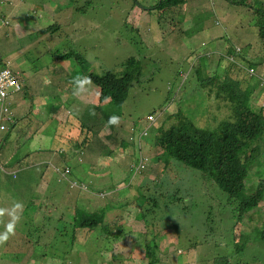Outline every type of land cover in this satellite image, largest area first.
<instances>
[{
	"label": "rangeland",
	"instance_id": "1",
	"mask_svg": "<svg viewBox=\"0 0 264 264\" xmlns=\"http://www.w3.org/2000/svg\"><path fill=\"white\" fill-rule=\"evenodd\" d=\"M34 1L33 5L30 0H0V69L10 60L11 70H18L21 81L27 85L26 93L16 95L9 105L17 120L20 117L15 110L27 107L24 123L29 125H18L16 120L15 124L8 121L11 133L7 136L11 137H7V144L3 147L12 159L8 167L17 171V178L11 183L17 189H24L23 198L18 200L21 211L28 208V215L23 219L36 220L38 225L52 224L58 216V212H55L63 209L61 219L72 221L74 207L94 212L105 208L99 207L101 200L105 199L113 206L102 219L103 224H108L115 215L121 213L116 207L127 204L128 209H123L126 211L134 207L132 202L141 182L147 184L156 177L160 187L153 182L148 187L160 188L166 202L151 213H144L146 223L154 230L158 232L164 228L163 234L166 235L157 248H160L159 256L165 253L167 258L170 256L165 264L178 263L179 254L184 264H264L262 229H255L257 226L263 227V221H254L240 233L239 228L242 227L238 230L235 227V216H238L236 199L229 197L210 177L206 176L205 181L200 170L175 159L166 162L162 155L164 150L154 139L158 133L154 129L157 116L160 123L165 117L181 111L183 114L178 115L180 119L184 117L202 127H215L225 116L234 118V113L227 114V109L232 108L229 103L207 104L206 95L211 99L216 97L210 86L202 83L209 70L206 71L203 64L199 74L195 65L202 62V58L205 60L208 52H212V58L222 59L218 69L224 70L228 60L216 53V49L227 51L237 46L242 47L243 51L236 56L238 65L234 67L242 65L249 68L256 57L255 53L264 56V42L259 37L257 24L259 13L256 10L262 7L264 0H185L172 7H158L151 13H142L138 6L150 8L159 0ZM239 1L247 2V5ZM2 18H6L9 24L2 22ZM19 20L21 27L18 29L15 22ZM72 50L77 55L60 57ZM131 56L142 60L145 76L142 84L134 85L130 90L124 104V114L129 122H122L115 129L114 138L108 140L110 155L99 157V144L94 141L92 147L86 145L84 150L73 145L68 150L65 143L70 138L77 140L84 136L80 127H59V141L41 137L43 131L38 129L44 122L40 121L49 120L45 136H53L57 127L56 121L49 117L52 104L58 106L65 103L73 122L75 111L80 106L84 117L94 119L100 113L88 107L91 103L100 102V88L88 79L75 91L79 101H74L72 109L68 108L75 99L67 90L73 78L67 75L68 83L62 85L57 76L59 59L61 64L68 67L65 70L70 72L69 69L79 68L78 62L85 58L89 64L85 66V71L90 74L91 71H118ZM167 87H170L168 92ZM260 88L257 87V90ZM164 90L163 93H156ZM43 99L45 105L41 119L34 125L36 120L31 104L35 103L36 107ZM203 102L207 111L200 119ZM257 108L258 104L252 105L251 111L257 113ZM152 113L157 115L154 120H146ZM125 118L122 117V120ZM205 119H208L207 123ZM133 123L131 142L129 128ZM18 126L22 127L19 129ZM96 131H99L98 127ZM7 132L2 131L1 134ZM109 132V129H102L101 137L104 138ZM256 142L260 154L248 165L249 179L253 174L264 179V136ZM61 149L66 152L61 154ZM139 152L142 154L139 155ZM132 164H135V170ZM251 165L255 166L254 171H251ZM68 166L72 171L64 183L56 170L67 167V171ZM181 168L193 173L186 175L190 176L189 180L182 178ZM177 178H180L182 189L180 184H174ZM259 184L257 180L253 188L256 189ZM5 190L16 191L15 188ZM128 196L131 198L126 200ZM32 197H39V201H34ZM27 198L32 199L35 206H27ZM180 199L189 204V212L177 207ZM45 204H48V208L43 213ZM3 210L0 223L9 219V211ZM47 210L51 212L47 213ZM254 212L264 216L259 207L254 208ZM173 220L179 223V232H172L168 228L174 223ZM127 221L128 228L135 224L130 219ZM54 223L60 225V221L54 220ZM136 224L141 228L146 227L141 222ZM68 226L66 223L65 227ZM113 231L115 229L110 232ZM141 232L144 233L143 230ZM37 236L40 235L36 230L30 231L27 239H33L28 254L20 255L22 260L16 256L14 264H62L61 256L70 249L75 252L68 254L66 264H143L147 260L141 238L132 254L128 248L122 247L121 241L106 240L101 225L76 232L75 244L71 246L68 243L66 250H56L58 245L55 248L35 245ZM242 244V247H238ZM150 247L155 248L154 245ZM3 261V255H0V264Z\"/></svg>",
	"mask_w": 264,
	"mask_h": 264
},
{
	"label": "trees",
	"instance_id": "2",
	"mask_svg": "<svg viewBox=\"0 0 264 264\" xmlns=\"http://www.w3.org/2000/svg\"><path fill=\"white\" fill-rule=\"evenodd\" d=\"M164 1L167 2L168 5H174V1L176 0ZM164 1H162L160 5L162 8H164L166 4H164ZM260 14L258 20L259 34L264 38V10H261ZM15 23L19 29L21 27V20ZM23 24L25 25V18ZM233 52L234 51H230V53ZM75 55H77V53H74L72 50L68 54H62L60 57L71 58ZM78 63L80 64H78L79 68L72 69L71 77L73 81L77 77L83 82L87 81L86 79H88V81L91 80L93 84L100 88V102L98 104L91 103L88 105L89 109H97L100 113H97L94 119H90V116L84 117L80 106V109L76 110L74 114L79 121L71 127H80L81 133L84 136H81L77 140L70 138L65 144L68 147L73 145L74 148L76 147L77 149L84 150L86 145H88L87 147H92L91 145L94 141L99 144L97 146L101 151L99 157H103V154L110 155L111 145L108 140L114 138V131L122 122H129L128 117L124 114V104L130 95V90L134 85L142 84L144 80L145 75L142 60L135 56H131L123 63L124 68L118 71L108 70L102 73L91 71L90 74L85 71V66H89L87 59L81 58ZM223 77L224 76L219 74L217 77L214 75L211 79H205V83L214 85L210 87V89L216 94V97L212 99L206 95L205 99L208 101L207 104L209 106L213 103L220 105L221 102H227L232 105L231 113H234V120H237L236 123L232 124L228 122L229 120L223 119L215 127L210 125L209 127H202L184 117L180 119L177 114L169 115L163 119L164 126L162 125L159 128L160 133L155 139L156 143L160 144L162 150H164L162 155H164L163 158L166 162L175 159L183 162L188 167L200 170L201 176L208 175L211 178L213 177L219 188L225 191L229 197L236 199L238 216H235V227L237 230L239 227H242V229L239 228V232L242 233L243 228L249 227L250 224L255 221V215H258L260 218L257 222H260L263 217V215L255 213L254 208L259 207L263 213L264 179H261L260 176H258V178L251 177L249 179L250 173L247 165L250 161V158L247 157V148H249L250 143L257 140L258 137L264 136V120L260 119L258 116H249L251 114L249 97L252 89L255 90L257 87H260L262 76L256 79H248L244 86L241 80L230 77L223 79ZM73 81L69 83L67 88L72 96L75 97L68 107L71 109L74 101H79V98L75 95L77 85L74 84ZM169 89L170 87H167V92ZM163 92H165V90L156 93ZM206 111L207 107L203 102V109L199 113L200 119L202 116H205ZM113 115L119 117L118 125L108 123L109 117ZM122 117L126 118L122 120ZM207 117L208 116H206V118ZM214 118L216 119V116H214ZM205 122L207 123L208 119H205ZM97 127L99 131H96ZM104 128L109 129L110 132L105 134L103 138L101 137V132ZM76 141H79V143ZM133 169L135 170V167H133ZM71 171L72 169L70 166H68L67 171L56 170V172L60 173V179L64 183L69 179L68 175ZM257 180L260 181V184L254 189L253 185L257 183ZM151 181L155 186L160 187L159 182L156 181V177L151 179ZM254 181L256 182L253 183ZM152 182L147 184L141 182L135 200L132 202V206L134 205V207L127 211L123 210L124 207L128 209L127 204H121L120 207H116L121 213L115 215L108 224H103L102 219L106 211L112 209L113 206L105 199L101 200L99 206H105V208L101 207L94 212L76 209V207H74L75 214L72 221L61 219L64 210L56 209L57 211L55 213L57 214L58 212V216L55 217L54 220L60 221L59 226L54 223V220L52 224L47 225H38L36 220L27 221L23 219V217L27 214L26 210L28 208L22 211L21 208L20 210L14 211L8 204L3 203L0 209L9 211L7 215L9 219L0 223V234H3L7 230L9 224L14 225V234H9V239L2 245L3 249L0 250V255H3L4 258L3 264H14L16 256H26L28 254L29 247L32 243L30 241L33 239V237L27 239L31 230H36L40 235L36 237L37 241H35V245L41 244L42 247L53 246L54 248L55 245H58L56 250H66L68 248V243H70L71 246L75 244L76 232H80L82 229H92L99 225H101V228L105 232L106 240L111 242L116 240L121 241L122 247L128 248V250L132 251V254L136 251L138 240L141 238L147 258L143 264H156L157 262L159 264H165L166 260L170 259V256L167 258L166 253L159 256L160 248H157L158 243H161L163 237L166 235L163 234L164 228L157 232L152 226L146 223L145 218L146 212L151 213L150 211L160 208V205L166 202L160 188L148 187ZM174 184H180L182 189L180 178H177ZM0 187V191L3 193L7 192L5 189L8 188V185L5 181L0 182ZM14 195L19 199L22 193H15ZM129 198L131 197L128 196L126 200ZM32 199L36 202L39 201V197H32ZM32 199H26V205L31 208L35 206V202ZM182 200L183 199H180L178 201L180 205L177 207H182L184 212L189 209L190 206L182 202ZM157 204L159 207H157ZM68 206L70 208V204ZM46 208H48V204L43 206V213ZM189 210H187V212H189ZM50 212L51 210H47V213ZM93 213L94 215H92ZM133 213H137L136 216H131ZM128 219H130L132 223L135 222V224L129 228L126 226V223L129 222L127 221ZM173 221L174 223L168 225V228L172 229V232H179V223L175 220ZM34 222L37 225H35ZM140 222L144 223L146 227L141 228L142 226L136 224ZM66 223L69 224L68 227H65ZM61 227L63 229H61ZM258 228L262 229L264 238V225L261 228L257 226L255 229L257 230ZM111 229H115V231L110 232ZM142 230L144 233L141 232ZM240 240L239 238V242ZM242 240H244V238ZM152 245H154L155 248L150 247ZM242 246L243 244L241 246L238 245V247ZM34 247L36 246H32V248ZM101 248L102 247H100V249ZM107 248H110V246H107ZM74 252L75 251H71L70 249L64 256H61L62 264H66L68 254ZM226 256L231 257L229 254H226ZM178 257L180 261L176 264H184L180 254ZM18 260L22 259L19 257Z\"/></svg>",
	"mask_w": 264,
	"mask_h": 264
},
{
	"label": "clouds",
	"instance_id": "3",
	"mask_svg": "<svg viewBox=\"0 0 264 264\" xmlns=\"http://www.w3.org/2000/svg\"><path fill=\"white\" fill-rule=\"evenodd\" d=\"M162 1H164V0H159L155 5L151 6L150 8L141 7V6H138V8L140 9V11L142 13H147V12L151 13L152 11H154L155 9L160 7ZM184 1L185 0H176V1H174V5H166L165 1H164V4H165V7L166 6L172 7V6H175V5H178V4H182V3H184ZM244 2L239 1V3L247 5V2H245V3ZM30 3H32L34 5L35 1L34 0H30ZM263 5H264V3H262V7H263ZM262 7L256 9V10H258L259 18H260V15H261L260 14L261 10H264ZM160 8L163 9L162 7H160ZM259 18H258V20H259ZM2 22H4L5 24H9V21L6 18H2ZM257 24H258V22H257ZM53 26H55V25H53ZM44 32H46V31L44 30ZM259 37L264 42V38L260 34H259ZM237 47H239V49ZM237 47H235L234 50H227V51H224L223 49H216V51H215L216 53L220 54L221 56H223L224 58H226L228 60V64L225 66L224 70H219L218 69V67L220 66V64L222 62V59L221 58H216V59L212 58V52H208L206 54L207 58L205 60L202 58L203 61L200 62L199 64L195 65V67H197V72L200 74V72L202 71V68H203V64H204L205 70L206 71L209 70L208 71L209 74L207 75L206 78H210L211 79L214 75L217 77L220 74L222 76H225L224 79L230 77V78H233V79H236V80H241L243 86L245 85V83H246V81L248 79H250V78H255L256 79V78L262 76V82L260 84V86H261L260 90H257V88L255 90L252 89V92L254 93V96H250L249 97V99H250L249 105H250V107H252V105L255 106L257 104V102L259 101V95H261V96L264 95V67H263L264 66V56L256 55V53H255L256 57H254V61L251 63L249 68H244L242 65L234 67V66L238 65V61L236 60V56L238 54L242 53V51H243L242 47H240V46H237ZM252 47H254V45H252ZM218 51H221V52H218ZM230 51H234V52L230 53ZM257 57H259V58H257ZM245 59H247V58H245ZM257 59H258V61L256 62ZM58 63H59V70L57 71V76L61 79V83L64 86L66 83H68L66 81V76L67 75L71 76L72 70L69 69L70 72H67L65 69L68 68V67L66 66V64L64 65V63L61 64L60 59H59ZM5 67H9L11 69L12 62L10 60H8L5 63V65L0 69V71L2 69H4ZM232 67H234V68H232ZM53 68H54V72L56 73L57 66H55ZM230 68H232V69L229 71ZM14 72L18 75L19 82L21 84V88L19 90H13V89L10 90V95L7 98V107H8L7 115L0 119V125L1 124L4 125L3 129L0 128V171H1L0 172V176H1L2 180H5V182L8 185V188H15L16 191L18 190L17 192L16 191L15 192H8L7 191L5 193L1 192V202L8 204V201L11 200V202L8 204V206H10L15 211V210H20V204H19L18 200H21L23 198L24 189H21V188L17 189V187H15L11 183L12 181H14L17 178V176H16L17 171L16 170H12L11 168L8 167V165L10 163H8V162L3 160L2 153H3V147L7 144L6 135L9 132V126H8L7 123H8V121H12L13 124L16 123L15 114H14L13 110L11 109V107L9 105L10 101L12 100L13 96L16 95V94L26 93L27 85L23 84V82L21 81L20 72L18 70H14ZM73 82H74V84L77 85L75 91L79 87H81L80 85L83 84V81L79 77L75 78ZM202 83L205 84V85H208L210 87L214 86L213 84L205 83V80ZM257 110H258L257 113H254L253 111H251V114L249 116H251V117H252V115L256 116V117L258 116L260 119L264 120L263 108L259 107V105H258ZM0 111H1V102H0ZM65 111L67 112V115L71 118V120L73 121L71 112H70V110L67 109L66 106H65ZM229 112L230 113L232 112V108L231 109H227V114ZM172 114H174V113H172ZM175 114L179 115V114H183V113L181 111H178V112H175ZM154 116H157V115L155 113H152L148 117H146V120H149V121L154 120ZM224 119L229 120L228 122L232 123V124L237 122V120H234V118H230L228 116H225ZM158 120L159 119H158V116H157V118L154 120L155 133L158 132L156 134V136H158V134L160 133L159 128L163 125V121L158 123ZM78 121H79V119L75 118L74 122L77 123ZM40 122H44V120H42ZM76 123H74V124H76ZM108 123L109 124L118 125L119 124V117H117L115 115L109 117ZM133 128H134V123L131 124L130 128H129L131 142H132V135H133V132H131V130ZM5 130H7L8 132L6 134H1V132L5 131ZM155 137H154V139H155ZM140 139H141V136H140ZM258 148H259V144L256 142V140L254 142L250 143L249 148H247L248 149L247 157L250 158V161L247 163V165L251 164L252 159L255 156L260 154V152H258ZM59 152L61 154H64L66 151L64 149H61ZM140 154H142V153L139 152V155ZM146 160H147V164H148L149 163V158H147ZM132 165H133L132 168L136 167L135 164H132ZM57 168H59V167H56V169ZM66 168L67 167H64L60 171L66 170ZM254 170H255V166L251 165V171H254ZM181 173H182V178L183 179H188V180H189L190 176H186V175L193 174L192 172H190V171H188V170H186L184 168H181ZM206 176H208V175L202 176L203 179H205V181L207 180ZM258 176L259 175H257V174H253L252 175L253 178H258ZM208 177H210V176H208ZM211 179L217 184V182L215 181V179L213 177ZM15 193H22L21 198H19V199L18 198H13V196H15L14 195ZM2 199H4V200H2ZM1 206H2V204H1ZM3 211H4L3 209H0V215H3ZM263 214H264V209H263ZM260 222H262L261 225L262 224L264 225V216L262 217V220ZM9 234H14V225L13 224H9L8 227H7V230L3 234H0V245H3L4 243L7 242V240L9 239Z\"/></svg>",
	"mask_w": 264,
	"mask_h": 264
},
{
	"label": "crops",
	"instance_id": "4",
	"mask_svg": "<svg viewBox=\"0 0 264 264\" xmlns=\"http://www.w3.org/2000/svg\"><path fill=\"white\" fill-rule=\"evenodd\" d=\"M242 2H244V1H242ZM16 95H18V94H16ZM16 95H14L13 98ZM250 96H254V93L251 92ZM43 100L44 101H42V103L39 104L38 106L36 105V107H35V103L34 104H31L32 105V112L34 113L35 120H36L34 122V125L36 124V122H38L41 119V114L43 113V107L45 105V99H43ZM257 104L259 105V107H262L263 108V111H264V95H262V96L259 95V101L257 102ZM65 106H66V104H60L58 107L56 105L53 106V104L50 105L49 110H51V113H50V116L49 117L50 118H53L56 121L57 127H56V129H55V131L53 133V136H51L50 134H47L49 136H45L44 133L47 131V122L49 120L48 121H45L44 120L43 125L38 129V131L39 130L43 131L41 137L48 138V140H52V138H54L55 140L59 141V139L57 137L58 133L60 134V132L58 131V128L59 127H61V128H67L68 126L71 127L74 123H76V122H73L71 120V118L67 115V112L65 111ZM26 110H28L27 107H23L21 109L18 108L17 110H15L17 116L20 117V118H18V120L16 118V121H18V125L24 123V120L26 118V115H25L26 114ZM22 118H24V119H22ZM22 125L23 126L24 125H27L28 126L29 123H24ZM44 126H45V129L43 128ZM20 127H22V126H18L19 129H20ZM10 133H11V131H9L7 133V135H9ZM7 135H6V137H8V139H9V137H11V136H7ZM61 135H63V134H61ZM67 148H68V150L70 149V147H68V146H67ZM2 155H3V160L6 161V162H8V163H10V161L12 159H11V157H8V154L4 150H3ZM2 181H5V180H2V178L0 176V182H2ZM1 192L2 191H0V193ZM257 220L259 221L260 218L258 217V215H255V221H257Z\"/></svg>",
	"mask_w": 264,
	"mask_h": 264
},
{
	"label": "built area",
	"instance_id": "5",
	"mask_svg": "<svg viewBox=\"0 0 264 264\" xmlns=\"http://www.w3.org/2000/svg\"><path fill=\"white\" fill-rule=\"evenodd\" d=\"M21 84L19 82L18 75L12 71L9 67H5L0 71V102H1V111L0 119L7 115V98L10 95V90H19ZM0 128H4V125L1 124Z\"/></svg>",
	"mask_w": 264,
	"mask_h": 264
}]
</instances>
